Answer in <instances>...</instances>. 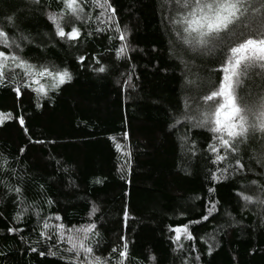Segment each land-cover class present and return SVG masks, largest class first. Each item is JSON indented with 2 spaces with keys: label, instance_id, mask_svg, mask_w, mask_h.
Instances as JSON below:
<instances>
[{
  "label": "trees",
  "instance_id": "obj_1",
  "mask_svg": "<svg viewBox=\"0 0 264 264\" xmlns=\"http://www.w3.org/2000/svg\"><path fill=\"white\" fill-rule=\"evenodd\" d=\"M109 3L115 15L101 24L97 17L103 8L93 0L82 2L84 20L72 21L80 36L69 40L56 36L48 19L63 8L62 0H0V26L9 36L28 38L17 40L21 49L16 54L32 65L66 68L72 77L55 87L54 78L46 77L25 88L22 70L4 62L0 164L6 159L14 171H0V181L20 188L22 203L0 183V264H67L68 254L62 259L58 251L67 245L56 243L60 224L65 229L94 224L88 242L111 264L121 259L124 243L123 264H264V205L244 206L238 196L242 190L259 193L252 181L264 185L259 163L264 138L250 134L238 145L231 168L217 172L220 179L213 181L210 171L228 163H212V134L187 123L170 125L185 97L194 103L199 91L218 81L222 74L214 71L216 58L186 51L176 41L166 19L174 3ZM62 23H68L67 17ZM122 44L125 51L117 58ZM0 51L7 55L9 50L0 45ZM101 66L104 72L94 70ZM262 83L253 76L241 94L259 93ZM18 86L20 95L14 91ZM236 159L244 171L235 170ZM210 201L217 202L211 215ZM205 215L208 220H201ZM45 218H50L46 230ZM176 227L181 228L179 240ZM9 228L18 230L9 233ZM41 230L52 239L40 238Z\"/></svg>",
  "mask_w": 264,
  "mask_h": 264
},
{
  "label": "snow or ice",
  "instance_id": "obj_2",
  "mask_svg": "<svg viewBox=\"0 0 264 264\" xmlns=\"http://www.w3.org/2000/svg\"><path fill=\"white\" fill-rule=\"evenodd\" d=\"M33 2L38 4L40 0H33ZM62 2L63 8L60 12L49 13L48 19L55 28L56 36L74 40L80 36V30L72 21L84 20V9L81 3H86L87 0H62ZM168 2L175 5L169 9L166 19L176 41L186 51L215 57L219 66L214 71L222 74L218 81L211 83L206 90L198 92V99L194 103H190L189 97H185L181 114L174 115L173 124L170 125L171 128H176L178 125L183 126L187 123L192 127L206 128L212 134L214 143L209 144L215 157L212 163L214 165L228 163V168L218 167L215 171H210L211 179L217 181L220 179L217 172L223 175L231 168L233 154H238L239 151L238 145L246 141L250 134L259 133L260 137L264 138V83L257 86L260 88L259 93L248 91L241 94L246 81H251L253 76L260 77L261 81H264V0H168ZM93 3L105 9L97 17L99 22L110 23L111 16L115 15V9L111 7L109 0H103L102 5L100 0H93ZM109 12L111 15H108ZM105 16L106 20L100 19ZM65 17L68 19L67 24L62 23ZM7 22L15 27L12 17H8ZM66 27H70V30L65 31ZM103 30V28L96 29L97 32ZM116 32L119 33V40L124 41V33L120 31L118 25ZM27 39L22 34L16 37L9 36L5 28L0 26V45L9 50L7 55L5 51H0V81L6 79L3 71L4 62L9 60L12 62V68H20L23 71L25 88L29 87L30 83H36L37 76L54 78L53 87L57 82L63 84L66 80H71V73L66 68L53 70L47 65L36 66L18 56L15 50L21 49V43L17 40L26 41ZM125 47L122 44L116 50L117 58L122 56ZM83 59L84 57L81 56L80 60L83 61ZM181 63H184L182 59ZM94 70L104 72L105 68L101 66ZM127 83L128 81H125V84ZM35 90L43 91L42 88ZM14 91L20 95L19 86ZM20 123L23 125V118L20 119ZM184 139L186 140L187 137L185 136ZM235 163L237 165L235 170L244 171V164L240 159H236ZM259 163L261 167H264V159H261ZM8 164L9 162L5 159L0 164V171H14L7 168ZM0 183L4 184L8 192L15 191L17 203H22L19 187L13 188L5 181ZM251 185H256L259 193L240 191L238 196L244 201V206L253 202L264 205V185H257L256 181H252ZM208 191L212 193L214 189L209 188ZM210 203L209 215L216 209L217 202L210 201ZM22 211L26 212L27 209ZM36 214L39 215V213ZM20 215L21 213H17L15 219L18 220ZM209 215L201 217V220L207 221ZM48 219L50 218L44 219L43 229L45 230L50 227ZM55 219L60 220L61 217L57 215ZM199 222L193 221V223ZM55 227L57 229L56 243L67 245L63 249H58L61 251L62 259L63 253L68 254L67 264H111L110 258L95 255L92 244L88 242L95 228L94 224L80 228L72 226L65 229L63 224ZM183 229L187 238L192 239L187 232V225H184ZM17 230L9 228L8 232ZM173 231L177 233L175 239L179 240L181 228L176 227ZM39 237L46 240L52 239V235L44 230L39 232ZM121 239L123 240V237ZM127 247V243H124L123 250L118 252V257L121 259L117 261V264H123V259L127 258ZM30 250L37 251L36 248ZM112 252L117 253V249L113 248ZM39 254L44 255V252ZM49 254L56 255L57 252L49 250Z\"/></svg>",
  "mask_w": 264,
  "mask_h": 264
},
{
  "label": "rangeland",
  "instance_id": "obj_3",
  "mask_svg": "<svg viewBox=\"0 0 264 264\" xmlns=\"http://www.w3.org/2000/svg\"><path fill=\"white\" fill-rule=\"evenodd\" d=\"M102 8V7H101ZM105 9L103 8V11H104ZM49 15V14H48ZM108 15H110V12L108 13ZM12 70H15L14 68H12ZM3 71H4V69H3ZM23 72V71H22ZM47 76H45V77H39V76H37V77H35V79H36V83H34V84H37V83H39L40 82V80H42L43 78H46ZM31 84H33V83H31ZM44 86V85H43ZM0 119H1V116H0Z\"/></svg>",
  "mask_w": 264,
  "mask_h": 264
}]
</instances>
